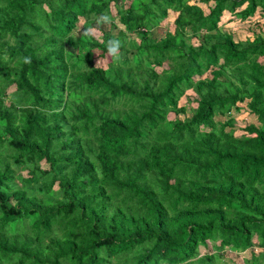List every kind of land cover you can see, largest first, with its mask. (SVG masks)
<instances>
[{"label":"trees","instance_id":"trees-1","mask_svg":"<svg viewBox=\"0 0 264 264\" xmlns=\"http://www.w3.org/2000/svg\"><path fill=\"white\" fill-rule=\"evenodd\" d=\"M207 241L264 264V0H0V264H221Z\"/></svg>","mask_w":264,"mask_h":264},{"label":"rangeland","instance_id":"rangeland-1","mask_svg":"<svg viewBox=\"0 0 264 264\" xmlns=\"http://www.w3.org/2000/svg\"><path fill=\"white\" fill-rule=\"evenodd\" d=\"M200 6H202V4H199ZM174 17V13L169 12L168 16H167V23L165 25H160L158 28H156L155 30H153L152 34L156 35L157 33L162 32L163 27H167V28H172L171 26V21ZM258 16L255 15L254 17L248 19V20H239V19H234L231 18V16L228 13H225L222 15V18L219 22V25L221 26V29H225L228 31H231L233 33L234 38L236 39H243L245 37H251L252 33L250 30L247 29V27L249 26L252 29H255L258 27L259 23L261 21L258 20ZM81 22L79 21L77 23V25L75 26V34L78 33L81 30ZM105 26V25H104ZM94 36H97L98 32L95 30H91L90 31ZM194 40V39H192ZM94 63L96 65H104L105 63V59L102 57H94ZM184 101V97H181L179 100V104H181ZM169 117L172 116V113L168 114ZM244 115V111H240L237 115H236V121L237 123L242 126V121H244L245 119ZM25 171H21V174H24ZM252 241L255 242V238H252ZM206 246L202 247L199 246L198 247V252L199 255H201L202 253L208 252V253H213L214 255L218 256L219 259L217 261H219L221 264H243V259H249L250 257V251L252 250L254 253H257L258 251H260L261 249L257 246H252L250 247V249H246L244 251H235L232 249H228V248H223V249H218L216 244L207 241L206 242Z\"/></svg>","mask_w":264,"mask_h":264},{"label":"clouds","instance_id":"clouds-1","mask_svg":"<svg viewBox=\"0 0 264 264\" xmlns=\"http://www.w3.org/2000/svg\"><path fill=\"white\" fill-rule=\"evenodd\" d=\"M119 44L117 41H110L109 42V52L115 53L118 50Z\"/></svg>","mask_w":264,"mask_h":264}]
</instances>
